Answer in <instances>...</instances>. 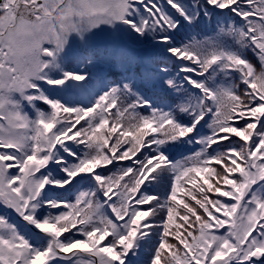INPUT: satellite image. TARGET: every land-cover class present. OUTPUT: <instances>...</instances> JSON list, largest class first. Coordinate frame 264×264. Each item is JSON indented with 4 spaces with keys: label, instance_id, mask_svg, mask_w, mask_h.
Segmentation results:
<instances>
[{
    "label": "snow or ice",
    "instance_id": "snow-or-ice-1",
    "mask_svg": "<svg viewBox=\"0 0 264 264\" xmlns=\"http://www.w3.org/2000/svg\"><path fill=\"white\" fill-rule=\"evenodd\" d=\"M0 264H264V0H0Z\"/></svg>",
    "mask_w": 264,
    "mask_h": 264
},
{
    "label": "trees",
    "instance_id": "trees-1",
    "mask_svg": "<svg viewBox=\"0 0 264 264\" xmlns=\"http://www.w3.org/2000/svg\"><path fill=\"white\" fill-rule=\"evenodd\" d=\"M97 71L101 72L99 68H97ZM102 73V72H101ZM103 74V73H102Z\"/></svg>",
    "mask_w": 264,
    "mask_h": 264
},
{
    "label": "rangeland",
    "instance_id": "rangeland-1",
    "mask_svg": "<svg viewBox=\"0 0 264 264\" xmlns=\"http://www.w3.org/2000/svg\"><path fill=\"white\" fill-rule=\"evenodd\" d=\"M136 51H138V53H140V50L138 49V50H136ZM141 54V53H140Z\"/></svg>",
    "mask_w": 264,
    "mask_h": 264
}]
</instances>
